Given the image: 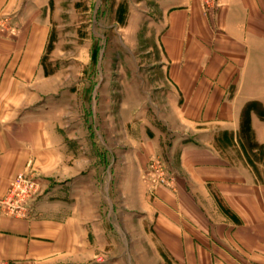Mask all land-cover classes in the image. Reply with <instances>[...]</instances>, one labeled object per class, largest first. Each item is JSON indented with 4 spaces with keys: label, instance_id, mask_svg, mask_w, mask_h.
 <instances>
[{
    "label": "crops",
    "instance_id": "0c3cea01",
    "mask_svg": "<svg viewBox=\"0 0 264 264\" xmlns=\"http://www.w3.org/2000/svg\"><path fill=\"white\" fill-rule=\"evenodd\" d=\"M22 5L0 0V201L20 172L37 173L48 189L79 170L59 109L50 108L60 90L44 68L49 28L38 15H21ZM159 48L157 89L165 94L153 107L175 134L171 149L180 161L179 194L157 191L169 250L189 253L183 264H235L229 251L245 264H264V182L249 164L224 156L246 134L264 145V118L244 111L264 106V0H218L207 14L198 0H180L164 15ZM61 208L39 203L29 219H17L0 206V262L72 264L77 235H87L89 224Z\"/></svg>",
    "mask_w": 264,
    "mask_h": 264
},
{
    "label": "rangeland",
    "instance_id": "374dc122",
    "mask_svg": "<svg viewBox=\"0 0 264 264\" xmlns=\"http://www.w3.org/2000/svg\"><path fill=\"white\" fill-rule=\"evenodd\" d=\"M22 1L20 14L38 15L49 28L44 68L60 90L52 94L50 108L59 109L61 131L79 166L75 177L55 182L56 188L49 181L50 188H42L37 175L40 194L34 209L39 203H59L60 213L74 212L78 221L89 224L87 235L84 229L77 235L72 264H183L189 253L169 250L172 237L158 214V189L179 194L180 161L171 149L175 134L159 122L153 107L165 94L157 89L163 80V18L180 0ZM136 106L139 119L132 113ZM250 108L264 118L262 103ZM246 136L224 156L234 164H249L263 183L264 145ZM221 143L229 140L223 137ZM160 177L171 184L161 183ZM229 252L235 264H245Z\"/></svg>",
    "mask_w": 264,
    "mask_h": 264
},
{
    "label": "built area",
    "instance_id": "2783aa9c",
    "mask_svg": "<svg viewBox=\"0 0 264 264\" xmlns=\"http://www.w3.org/2000/svg\"><path fill=\"white\" fill-rule=\"evenodd\" d=\"M216 6L217 0H202L201 8L205 14L210 13ZM154 164V163H153ZM156 172L160 171V166L154 164L152 167ZM160 182L166 185L171 184L167 178H159ZM40 190L37 174L33 171L20 172L10 182L8 189L0 201L2 213L17 219H29L34 210V201ZM0 264H13L8 261Z\"/></svg>",
    "mask_w": 264,
    "mask_h": 264
},
{
    "label": "trees",
    "instance_id": "16d2710c",
    "mask_svg": "<svg viewBox=\"0 0 264 264\" xmlns=\"http://www.w3.org/2000/svg\"><path fill=\"white\" fill-rule=\"evenodd\" d=\"M248 110H251V108L249 107V108H245V115L247 114L246 112L248 111Z\"/></svg>",
    "mask_w": 264,
    "mask_h": 264
}]
</instances>
